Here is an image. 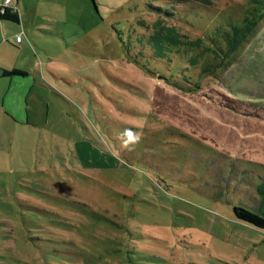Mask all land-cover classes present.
Returning <instances> with one entry per match:
<instances>
[{
	"label": "rangeland",
	"instance_id": "rangeland-1",
	"mask_svg": "<svg viewBox=\"0 0 264 264\" xmlns=\"http://www.w3.org/2000/svg\"><path fill=\"white\" fill-rule=\"evenodd\" d=\"M22 1L7 55L19 33L40 80L29 120L0 118V264H264V231L232 216L264 184V60L230 69L249 91L191 69L186 93L137 41L183 0ZM196 6L183 34L247 17L264 54V0Z\"/></svg>",
	"mask_w": 264,
	"mask_h": 264
},
{
	"label": "trees",
	"instance_id": "trees-1",
	"mask_svg": "<svg viewBox=\"0 0 264 264\" xmlns=\"http://www.w3.org/2000/svg\"><path fill=\"white\" fill-rule=\"evenodd\" d=\"M200 3L206 5L209 4V0H183L180 11L170 9L161 11L155 8L157 10L150 13V16L154 18L151 22L137 21L143 28V32L138 33L140 36L137 41L140 42V49L145 47L146 54H149L148 58L152 66L149 71L152 74L162 73L163 80L168 85L178 87V90L186 93L197 91L201 85V80H195L187 74L191 69L197 72L198 78L205 75L213 80L229 82L227 86L233 85L234 88L249 91L250 85L242 81L231 83L229 79L232 77L230 69L239 59L242 61L264 60V54L249 48V44L253 41V24L247 17L239 21L227 19L225 24L216 22L203 37L196 35L190 38L179 30L178 25L192 30L194 26L185 19L196 11V5ZM0 19L17 23V11L4 7L0 12ZM3 72L23 74L14 70ZM255 76L252 74L250 77L246 76V79L252 81ZM207 83L210 84L208 81ZM257 192L260 199L257 201L255 210L234 205L232 216L238 222L264 231V184L257 188Z\"/></svg>",
	"mask_w": 264,
	"mask_h": 264
},
{
	"label": "crops",
	"instance_id": "crops-1",
	"mask_svg": "<svg viewBox=\"0 0 264 264\" xmlns=\"http://www.w3.org/2000/svg\"><path fill=\"white\" fill-rule=\"evenodd\" d=\"M2 0H0L1 2ZM18 14V22L12 23L0 19V118L4 119L7 123L14 125L23 124L30 118L29 103L31 102V93L36 84L39 82L38 71L36 70L35 61L33 60V51L28 45L22 43L20 34L15 33L12 42L16 46L18 53L15 57L16 61L8 58V46L5 41L7 40L6 27L18 26L20 22V13L25 6L22 0H13ZM8 22V23H7ZM19 35L20 39L15 42V36ZM32 42V41H31ZM35 42V43H34ZM32 44L36 47L38 44L34 41ZM20 71L23 74H5L3 71Z\"/></svg>",
	"mask_w": 264,
	"mask_h": 264
},
{
	"label": "built area",
	"instance_id": "built-area-1",
	"mask_svg": "<svg viewBox=\"0 0 264 264\" xmlns=\"http://www.w3.org/2000/svg\"><path fill=\"white\" fill-rule=\"evenodd\" d=\"M4 7L12 10V11H16V7L13 3V0H2V2L0 3V12H2V10L4 9ZM20 39L19 35L15 36V42H18Z\"/></svg>",
	"mask_w": 264,
	"mask_h": 264
},
{
	"label": "water",
	"instance_id": "water-1",
	"mask_svg": "<svg viewBox=\"0 0 264 264\" xmlns=\"http://www.w3.org/2000/svg\"><path fill=\"white\" fill-rule=\"evenodd\" d=\"M93 2V1H92Z\"/></svg>",
	"mask_w": 264,
	"mask_h": 264
}]
</instances>
